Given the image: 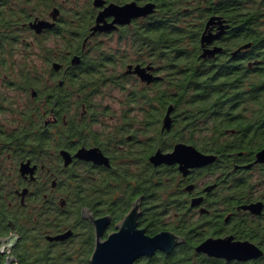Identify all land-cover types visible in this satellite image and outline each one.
<instances>
[{"label":"flooded vegetation","instance_id":"flooded-vegetation-1","mask_svg":"<svg viewBox=\"0 0 264 264\" xmlns=\"http://www.w3.org/2000/svg\"><path fill=\"white\" fill-rule=\"evenodd\" d=\"M162 1L0 0L1 264H93L96 245L134 207L145 240L168 232L175 243L131 264H264V162L256 161L264 148V35L233 41L246 22L226 14L264 10V0L210 3V39L202 43L201 34L200 46L212 52L199 58L210 73V118L220 123L209 131L178 128L173 103L152 130L168 87L158 82L164 68L151 47L131 50L126 34L158 17ZM128 3L151 11L92 30L106 6ZM176 144L214 159L153 163Z\"/></svg>","mask_w":264,"mask_h":264},{"label":"trees","instance_id":"trees-1","mask_svg":"<svg viewBox=\"0 0 264 264\" xmlns=\"http://www.w3.org/2000/svg\"><path fill=\"white\" fill-rule=\"evenodd\" d=\"M188 1L189 3H185V0H163L164 5L161 6L158 17L144 25L142 29H137L135 34L133 32L126 34L131 37L128 40L131 50L137 51L144 46L151 47L154 65L164 68L163 80H158V82L166 83L168 87L166 97L159 94L158 98L163 101L158 106H154L153 131L159 130L162 112L166 104L171 103L174 104L175 111L180 112L177 120H174L178 128L188 126L193 128L199 125L200 130L209 131L210 126L213 127L220 123H213L210 118L212 108L207 86L210 73L207 64L199 58L201 51L203 52L200 46V36L205 29L206 21L213 12L210 5L212 0ZM230 2L233 7H236L235 0H230ZM184 3L192 4L190 8H187ZM238 7L240 8L226 13L238 22L240 20L246 22L243 31L236 37L234 36L233 41H245L264 35V10L250 6L248 8ZM120 78L122 80L119 82H130L127 76L120 75ZM122 97L129 98L130 96ZM142 98L145 97L142 95ZM183 110L185 111L182 112ZM255 142L257 147L260 140H255ZM74 253L78 254V259L81 260L79 256L81 250Z\"/></svg>","mask_w":264,"mask_h":264},{"label":"water","instance_id":"water-1","mask_svg":"<svg viewBox=\"0 0 264 264\" xmlns=\"http://www.w3.org/2000/svg\"><path fill=\"white\" fill-rule=\"evenodd\" d=\"M151 11V5L139 7L134 3H128L123 6H117L109 4L101 12L98 13L96 18V25L92 27V30H106L115 27V23H126L131 17H137L145 15ZM106 15L114 16L111 23H105L100 25V21L104 19ZM211 19L207 22L206 29L202 33L201 42H209L210 32L207 30ZM47 23L39 21L36 27H43ZM212 50L205 49L203 55L211 54ZM77 57L74 58V62ZM131 68V66H129ZM133 72L137 73L141 80L150 82L152 80L151 73L146 71V68H142L136 65ZM171 106H169L164 119L163 128L169 129L170 127V116ZM214 159V156L204 155L196 151L192 146L184 144H176L173 151L167 153H161L157 151L152 156L154 164L167 163L171 164L174 162L185 161L187 164L189 161H195L197 165H203ZM187 160V161H186ZM256 161L264 162V148L256 153ZM137 209L135 207L130 210L126 215L123 222L121 223L120 230L109 236L107 241L98 243L93 251L91 261L93 264H131L133 259L140 254H149L154 252L156 249H169L175 243V237L168 232H161L154 235L151 238L142 236L141 230H135V223L137 217ZM60 237L56 236L55 238ZM236 251H241L240 246L234 248ZM3 250V245L0 246V252ZM12 260L9 258L2 264H10Z\"/></svg>","mask_w":264,"mask_h":264},{"label":"built area","instance_id":"built-area-1","mask_svg":"<svg viewBox=\"0 0 264 264\" xmlns=\"http://www.w3.org/2000/svg\"><path fill=\"white\" fill-rule=\"evenodd\" d=\"M0 264H1V261H0Z\"/></svg>","mask_w":264,"mask_h":264}]
</instances>
